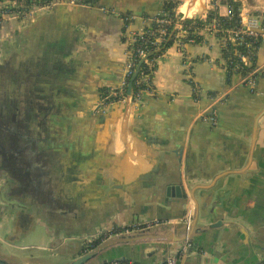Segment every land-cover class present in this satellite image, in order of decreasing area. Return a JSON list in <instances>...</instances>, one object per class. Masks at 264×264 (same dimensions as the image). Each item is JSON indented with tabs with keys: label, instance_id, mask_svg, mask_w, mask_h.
<instances>
[{
	"label": "crops",
	"instance_id": "1",
	"mask_svg": "<svg viewBox=\"0 0 264 264\" xmlns=\"http://www.w3.org/2000/svg\"><path fill=\"white\" fill-rule=\"evenodd\" d=\"M202 1L188 3V10L184 3L180 10L191 14ZM240 1L242 24L260 26L264 0ZM161 2H60L24 19L2 22L0 56L15 58L17 97L61 102L57 109L66 116L61 128L70 156L63 146L59 159L8 160L11 171L0 170V185L7 182L10 200L3 206L0 193L1 239L14 244L39 230L51 250L67 253L99 226L156 218L177 223L189 205L195 214L214 207L217 218L236 224L217 234L214 229L195 231L181 264L262 261L264 46L256 59L255 91L240 81V73L230 72L221 38L201 29L200 40H187L183 47L174 41L152 55L155 94L138 103L126 97L98 114L91 111L103 87L121 83L130 31L146 30L151 18L143 11ZM211 10L230 12L223 0H207L198 17L207 18ZM189 74L201 84L199 98ZM220 92L226 99L216 103L218 122L213 124L205 114L212 96ZM52 110L44 106L28 113H61ZM181 244L151 240L121 246L117 252L139 264H164L166 254Z\"/></svg>",
	"mask_w": 264,
	"mask_h": 264
},
{
	"label": "water",
	"instance_id": "2",
	"mask_svg": "<svg viewBox=\"0 0 264 264\" xmlns=\"http://www.w3.org/2000/svg\"><path fill=\"white\" fill-rule=\"evenodd\" d=\"M76 1L79 2V0H75V2ZM46 9L49 8H44L38 10L37 12L44 11ZM158 51H160V49L150 52L149 55H153ZM14 61L15 58L9 53L0 56V85L3 86L5 91L2 92L0 96V107L2 108V114H5L8 109H12L10 115L14 116L15 128L17 131H19V134L21 133L23 136L21 141L22 149L23 147L27 149L24 154H29L30 159H59V151L63 146H65L69 157L70 145H68V139L61 128L64 125L63 122L65 121L66 116L63 115L61 110L57 109V107H61V102L54 100L35 101L29 99H19V96L17 97V93L18 87L20 85L17 84L18 82H14L16 80L14 79V69L16 65V62ZM141 63L142 61L139 63L138 67L141 65ZM136 74L137 73L134 74L129 83V94L132 92L133 79L136 77ZM24 86L25 88L28 87L27 84H24ZM44 106L52 107L54 110L51 112L61 113L47 116L32 114L29 115L28 112L31 108L38 109ZM91 111L93 113V108ZM13 112H15V114ZM99 112L93 114H98ZM8 160L10 161L11 159H3L0 157L1 171H11V165L8 163ZM8 188L9 185L6 181L1 183L0 193L3 206H8L10 204V200H7ZM219 197L220 196L217 195V198L213 204L218 201ZM217 213L218 211L214 207L210 209L200 208L196 214L195 210L193 211L192 219L189 222L185 221L184 219L177 223L171 221H159L151 225L134 228L130 231L115 233L86 250L84 249V242L82 240L83 244L77 248H74L72 251L67 253L57 251L68 258L64 261H57L54 263L44 262V258H42L43 256H41V258L33 257L34 259L29 258L30 256L19 259L13 251H11L9 254L5 253L2 248L8 241L5 239V237H2V239H0V264H104L115 260H133L127 258L126 255L121 253L119 254L117 252L118 248L124 245L151 240L182 241V244L177 250L169 251L166 254V257L163 260L165 262L167 256L177 253L186 241H194L195 231H197V233H203L214 229L215 234H217L220 229L223 228L224 230H230L231 226L236 224L230 219L226 220L223 216L217 218L216 216L219 215ZM135 221L137 222V220ZM101 227L103 226L97 227L87 235L95 233ZM161 246L164 247V251H166L167 245L161 244ZM262 258L263 259L259 264H264V255Z\"/></svg>",
	"mask_w": 264,
	"mask_h": 264
},
{
	"label": "built area",
	"instance_id": "3",
	"mask_svg": "<svg viewBox=\"0 0 264 264\" xmlns=\"http://www.w3.org/2000/svg\"><path fill=\"white\" fill-rule=\"evenodd\" d=\"M58 2H65L61 0H48L43 3H33L31 6L27 7L25 4H22L21 7L18 5L9 3L8 5H1L0 6V24L8 19L13 18H24L33 15L36 11L49 8L50 6L58 3ZM75 2V0H74ZM13 5H16L15 7ZM14 7V8H11ZM7 12L4 13V9ZM176 12H178L176 10ZM230 13V12H229ZM226 14V15H229ZM177 15V13H176ZM133 15H126V18L130 20ZM185 17H192L195 18L196 16H186L182 15L181 17H177L174 19L172 16L169 15H156L154 17L155 20V27L151 31L142 30V31H130L129 36V44L130 47L126 51V59H125V71L122 77L121 83L119 85H115L107 89L106 93L103 94L97 104L93 106V113H97L99 111H105L107 107L111 105V103L120 102L124 100L126 97H130L133 102H140L143 97L146 95H153L157 92L156 87L152 81V72L155 68L154 57L149 55L150 52L155 51L157 49H161L166 47L164 42L166 38L169 36H174L175 42L178 43L180 47L185 45V42L194 41L195 38L190 37L187 38L190 25L184 22ZM261 25L248 27L241 24L240 26H225L221 19L220 15H215L210 20L207 18L200 17L202 20L201 26L198 32L201 29H205L207 32L214 33L221 38L222 41V50L223 47L227 46L228 41H235L238 43L247 42L251 39V44H262L264 46V15L261 17ZM137 40H141L138 44L134 45V42ZM252 50L254 51L255 45ZM252 50L249 51L251 56ZM239 56V60L242 62H248L247 58L248 55L246 53L240 52L237 53ZM224 57V56H223ZM227 61V58L224 57ZM142 61L141 65L138 67L139 63ZM236 62L234 65H230L231 68L239 67L238 61H230L232 64ZM146 64V66H144ZM258 67L251 69L245 73L241 74L240 81L247 85L251 91H255L257 88V71ZM136 77L133 79V89L131 94H129V83L133 78L134 74ZM191 83L193 85V92L196 98H199L202 87L201 84L194 80L192 74H189ZM226 99V95L223 92L217 93L212 96V103L208 107L209 113L205 114L206 118L210 119L213 124L218 122V109L216 107L217 102H221ZM193 215V209L189 205L186 208L185 214L183 219L187 222L191 221ZM158 218L148 221L142 222H132L129 224H115V225H106L98 229L95 233L91 235H87L83 237L84 249H88L93 247L98 242L106 239L107 237L120 232L130 231L134 228L143 227L146 225H151L154 223L159 222ZM191 243L186 241L181 248L175 254H170L167 256L166 261L164 264H181L186 256L188 255V250ZM104 264H139L134 261H126V260H115Z\"/></svg>",
	"mask_w": 264,
	"mask_h": 264
},
{
	"label": "trees",
	"instance_id": "4",
	"mask_svg": "<svg viewBox=\"0 0 264 264\" xmlns=\"http://www.w3.org/2000/svg\"><path fill=\"white\" fill-rule=\"evenodd\" d=\"M17 4L19 7H21V3L25 4V6L29 7L33 3H43L48 0H16ZM81 3L84 4H90V5H97V6H106L110 4V0H79ZM223 2H226L230 8V13L229 15H220V19L222 23L225 26H240L242 24L241 21V1L240 0H223ZM60 3V2H58ZM159 7L153 6L152 11L149 10H144L143 15L150 16L151 18V24L147 27V31H151L155 27V20L154 17L156 15H169L172 16L174 19L177 17H181L183 15L182 12H176V8L181 4V1L178 0H163L161 2ZM21 4V5H20ZM16 5H13L14 7ZM11 7V8H14ZM128 13H132L130 10L127 11ZM177 13V15H176ZM219 15L215 10H211L208 13L207 19L213 18V16ZM18 19H23V18H18ZM10 20V19H9ZM184 22L187 23L188 25L192 24L189 29V33L187 38L194 37L196 41L200 40L202 38V35L198 33V30L200 28V24L202 20L200 17H185ZM2 24V23H1ZM0 24V25H1ZM251 39H249L247 42L244 43H238V42H233V41H228L227 46L223 47V56L227 58V62L230 65L236 64V62H233L232 64L230 61H238L240 65L239 67H235L234 69L230 67V72H238V73H245L251 69L256 68V59L258 57V51L259 48L262 47V44L258 45L257 44H251ZM141 41V40H140ZM139 40L134 42V45L138 44L140 42ZM175 41L174 36H169L166 38L164 45L170 46L173 42ZM255 45L254 51L252 48ZM252 50V54L250 56L249 51ZM246 53L248 55V62H242L239 60V55L237 53ZM146 66V64H144ZM259 74V71H257V75ZM108 89V88H107ZM106 87H103L102 90L103 92L101 93V96L106 93L107 91Z\"/></svg>",
	"mask_w": 264,
	"mask_h": 264
},
{
	"label": "rangeland",
	"instance_id": "5",
	"mask_svg": "<svg viewBox=\"0 0 264 264\" xmlns=\"http://www.w3.org/2000/svg\"><path fill=\"white\" fill-rule=\"evenodd\" d=\"M61 1H65L68 3L69 2L74 3V0H61ZM178 1H181V4L176 8V10L178 12H182L186 16H196V17L202 13L204 5H206V3H207V0H203L202 1L203 4H202L200 9L195 7L194 9L196 11L194 10L193 13L186 14L184 11L180 10L182 8L183 4L184 3L191 4L190 2L195 3L196 0H178ZM210 1H218V0H210ZM9 3H13V4L16 3L17 4V1L16 0H0V6L5 5V4L8 5ZM21 4H23V3H21ZM3 9H4V13L7 12L5 8H3ZM24 18H26V17H24ZM2 227H4V224L2 225ZM37 229H39V228H37ZM44 236H46V234L44 232L40 233L39 230H36L32 234H28L27 236L19 239L14 244L8 243V242L5 243L4 247L2 249L5 251V253H8V254L11 251H13L15 253V255L18 256L19 259L29 257V256H30L29 258L34 259L33 257L41 258V256H43L42 257V258H44L43 261L47 262V263H54L57 261L60 262V261L66 260L68 257L57 252V250H51L52 248L49 247L50 242L47 240V237L45 238Z\"/></svg>",
	"mask_w": 264,
	"mask_h": 264
},
{
	"label": "flooded vegetation",
	"instance_id": "6",
	"mask_svg": "<svg viewBox=\"0 0 264 264\" xmlns=\"http://www.w3.org/2000/svg\"><path fill=\"white\" fill-rule=\"evenodd\" d=\"M1 82V71H0ZM4 91L0 85V96ZM0 107V157L3 159H30L29 154L25 155L26 148L22 149V134L16 130L14 116L10 115L11 108L2 114ZM15 114V112H13ZM19 144V145H15ZM86 245V244H83Z\"/></svg>",
	"mask_w": 264,
	"mask_h": 264
},
{
	"label": "bare ground",
	"instance_id": "7",
	"mask_svg": "<svg viewBox=\"0 0 264 264\" xmlns=\"http://www.w3.org/2000/svg\"><path fill=\"white\" fill-rule=\"evenodd\" d=\"M201 1V0H200ZM188 7H189V4L187 3V4H185V6H184V10H188Z\"/></svg>",
	"mask_w": 264,
	"mask_h": 264
}]
</instances>
